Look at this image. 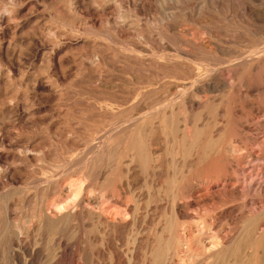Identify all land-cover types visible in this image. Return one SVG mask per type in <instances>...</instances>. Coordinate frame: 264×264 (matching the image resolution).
I'll return each instance as SVG.
<instances>
[{
    "label": "rangeland",
    "instance_id": "obj_1",
    "mask_svg": "<svg viewBox=\"0 0 264 264\" xmlns=\"http://www.w3.org/2000/svg\"><path fill=\"white\" fill-rule=\"evenodd\" d=\"M142 2L0 0V264H89L79 257L144 253L167 236L181 248L176 241L191 224V235L205 233L196 235V249L208 250L215 237L224 250L232 237L243 236V259L260 260L264 166L249 162L253 155L264 158V95L252 89L255 82L264 86V36L246 31L251 17L234 19L237 81L223 71L229 91L199 94L192 87L196 78L218 62L197 43L224 37L216 29L220 17L216 11L205 20L173 16L167 22L179 30L175 34L154 0L144 8ZM194 29L201 31L199 41L190 37ZM176 81L187 82L191 98L204 105L170 100L164 85ZM72 179L78 181L74 190L121 207L119 219L112 217L123 232L102 238L82 230L80 219L60 228L39 225L41 205L53 215L57 201H69L54 188ZM16 226L35 257L23 244H10Z\"/></svg>",
    "mask_w": 264,
    "mask_h": 264
},
{
    "label": "bare ground",
    "instance_id": "obj_2",
    "mask_svg": "<svg viewBox=\"0 0 264 264\" xmlns=\"http://www.w3.org/2000/svg\"><path fill=\"white\" fill-rule=\"evenodd\" d=\"M143 2L141 4H143V8L146 6H150L152 3V0H142ZM156 5H157V11L159 12V14L162 16L161 19H163L165 21V27L171 32V31H177V27L175 25H173L170 22H167L168 19L172 18L173 16L176 15H181L183 17H185L186 19L189 20H193L194 19H202L204 18V20L206 18H209L211 15H214L213 13L216 11L215 15H217V17L219 16L221 21L218 24V27L216 29H218L222 34H223V38H216L217 41L213 42L212 40L208 39L207 41L205 40L204 42H199L197 43V46L202 48L205 51L206 56L208 55V57L216 60L218 62V67L214 70L208 71L206 73L208 74H204L205 76H200L199 78H196V82L192 85V87H194V89L199 93H214V92H223L226 93L227 91H229L228 84L226 82V80L223 77V71H227L230 74V79L232 80V82L237 81V74H236V70H235V66H236V56H237V51L235 50V48L232 47L231 44H237V42H235L234 39V33L237 31L236 29H232V26H230V23H232V21L234 19H236L238 16L243 17V16H248L251 17V20L245 19L246 23L244 24V26L247 27L246 31H253V33H255L257 36L258 35H263L264 36V0H154ZM151 3V4H150ZM140 4V3H139ZM150 4V5H149ZM154 4V3H153ZM116 6V5H115ZM148 9V8H147ZM156 15V14H155ZM123 17V16H122ZM160 17V16H159ZM158 17V18H159ZM212 17V16H211ZM239 17V18H240ZM180 18V17H179ZM119 20V18H118ZM209 19H207L206 21H208ZM237 20V19H236ZM185 21V19H184ZM218 21V22H219ZM190 22V21H189ZM206 23V22H205ZM176 24V23H175ZM239 24V23H238ZM209 25V24H208ZM181 27V26H180ZM187 27V26H186ZM207 31H212L213 28L211 25L209 26H205ZM246 27H243L244 29ZM249 27V28H248ZM191 28V27H190ZM182 29V27H181ZM189 29V28H188ZM205 29V30H206ZM192 30V29H191ZM203 30V29H202ZM217 30V31H218ZM119 31V30H118ZM179 31V30H178ZM189 30L187 29H183L182 31V38H185L184 35L186 32H188ZM204 31V30H203ZM218 31V32H219ZM242 33V31H240ZM175 33V32H174ZM181 33V32H180ZM177 34V33H175ZM188 34V33H187ZM179 35V34H178ZM189 35V34H188ZM201 35V31L199 29H194L192 32V35L190 37H192L193 39L196 40H200V37H202ZM143 36V35H142ZM216 36V35H213ZM259 37V36H258ZM188 38V36H187ZM264 38V37H263ZM186 39V38H185ZM260 39V38H259ZM187 40V39H186ZM184 41V40H183ZM189 41L192 40L189 39ZM195 40H193L194 42ZM179 42V41H178ZM196 42V41H195ZM254 42V41H253ZM185 43V41H184ZM188 43V42H186ZM259 43V42H258ZM190 44V43H189ZM194 44V43H193ZM264 44V43H263ZM231 45V46H230ZM254 45V44H253ZM262 45V43H261ZM185 46V45H184ZM260 46V44H259ZM187 47V46H185ZM258 47V46H256ZM262 48L264 46H261ZM260 47V49H262ZM192 48V47H191ZM254 48V47H253ZM259 48V47H258ZM257 48V49H258ZM169 48H167L166 50H168ZM187 49V48H184ZM190 49V48H189ZM256 49V50H257ZM259 49V50H260ZM188 50V49H187ZM191 50V49H190ZM194 50V49H193ZM258 51V50H257ZM261 52L263 51L260 50ZM194 52V51H192ZM250 52V51H249ZM260 52V53H261ZM256 53V51H255ZM252 54V53H251ZM249 54L248 56L252 57L254 56L253 54L251 55ZM262 54V53H261ZM260 55V54H258ZM257 55V56H258ZM185 56V54H184ZM256 56V58H257ZM190 58V57H189ZM249 58V57H248ZM246 58V59H248ZM255 58V57H254ZM255 58V59H256ZM261 58V57H260ZM263 58V56H262ZM242 60V59H240ZM244 60V59H243ZM242 60V61H243ZM261 60V59H260ZM237 61V60H236ZM264 61V60H263ZM258 62V61H257ZM241 63V62H239ZM102 64V63H101ZM112 64V63H111ZM244 64V63H242ZM261 65V62L259 63ZM238 65V64H237ZM251 66V65H250ZM257 67V66H256ZM249 68V67H248ZM242 69V68H241ZM244 69V68H243ZM246 69V68H245ZM244 69V70H245ZM259 69V67H258ZM256 70V69H255ZM241 71V70H240ZM243 71V70H242ZM241 71V72H242ZM247 71V70H246ZM239 72V71H238ZM251 72V71H250ZM254 72V71H253ZM249 73V72H248ZM255 73V72H254ZM239 75V74H238ZM241 75V74H240ZM198 76V75H197ZM242 78V77H240ZM244 78V77H243ZM264 79V78H263ZM239 80V79H238ZM194 81V80H193ZM238 83V82H237ZM247 83V82H246ZM190 85L187 82H183V81H176V82H166L164 85V90L166 95L170 98V100H175V101H180V102H184L185 105L189 106V107H202L204 105V102L202 101H198L197 99L194 100L193 98H191V96L189 95L190 93ZM248 87V86H247ZM235 88V87H234ZM238 89V88H237ZM253 91H255L257 94H261L264 95V86H262L261 83L255 82V84L252 87ZM163 90V91H164ZM233 90V88L231 89ZM241 90V89H240ZM239 91V90H238ZM232 92V91H231ZM218 94V93H216ZM215 94V95H216ZM258 94V95H259ZM162 95V94H161ZM227 96V95H226ZM246 96V95H245ZM244 96V98H245ZM164 97V96H163ZM167 97V98H168ZM206 97V96H205ZM159 98V97H158ZM162 98V97H161ZM166 98V97H165ZM215 99V98H214ZM223 99V98H222ZM159 100V99H158ZM169 100V99H168ZM169 100V102H170ZM230 100V99H229ZM151 101V100H150ZM174 101V102H175ZM213 101V100H212ZM244 101V100H243ZM210 102V100H209ZM145 103V102H144ZM162 103V102H161ZM173 103V102H172ZM140 104V102H139ZM143 104V103H142ZM147 104V103H146ZM164 103L161 104V106ZM176 104V103H175ZM210 104V103H209ZM138 105V104H137ZM145 105V104H143ZM143 105H139V106H143ZM167 105V104H166ZM138 106V107H139ZM158 107V106H157ZM170 107V106H169ZM168 107V108H169ZM172 107V106H171ZM170 107V108H171ZM254 107V105H253ZM140 108V107H139ZM143 108H145V106H143ZM147 108V107H146ZM159 108V107H158ZM165 108V105H164ZM255 108V107H254ZM142 117V116H141ZM190 117V116H189ZM127 118V117H126ZM185 120V119H184ZM209 121V119H207ZM185 122V121H184ZM189 122V121H188ZM193 122V121H192ZM107 124V123H106ZM125 124V123H124ZM187 124V123H186ZM161 126V125H160ZM195 126V125H194ZM216 127V126H215ZM222 127V126H221ZM218 128V127H217ZM216 128V129H217ZM163 129V128H162ZM194 129V128H193ZM150 131V130H149ZM204 132V131H203ZM211 132V131H210ZM217 132V131H216ZM198 133V132H196ZM196 133L194 132V134L196 135ZM141 134V133H140ZM203 134V133H202ZM150 135V134H149ZM216 135V133H215ZM219 135V134H218ZM218 135H216L218 137ZM198 135H196L195 137H197ZM201 136V135H200ZM194 138V136H193ZM214 138H212L213 140ZM200 140V138L198 139ZM197 140V141H198ZM211 140V142H212ZM215 140V139H214ZM167 141V140H166ZM189 142V141H188ZM209 143V142H208ZM215 143V142H214ZM221 143V142H220ZM141 144V142H140ZM196 144V141H195ZM200 144V143H199ZM212 143H210L211 145ZM194 145V143H193ZM197 145V144H196ZM216 145V144H215ZM133 146V144H132ZM213 146V145H212ZM136 149L137 151L140 153L141 151V146H139V144L136 142ZM144 147V146H143ZM151 147V145H150ZM148 148V147H147ZM196 148V147H195ZM210 148V147H209ZM214 148V147H213ZM145 149V148H144ZM216 149V147H215ZM219 149V148H218ZM221 150V149H220ZM219 150V151H220ZM226 150V149H225ZM242 150V148H241ZM247 150V149H245ZM143 151V150H142ZM206 151V150H205ZM144 152L146 153L147 156H151L153 155L151 151V149L148 151L144 150ZM237 152V151H236ZM212 153V152H211ZM218 153V152H217ZM234 153V152H232ZM244 153L247 154V152L244 151ZM243 153V154H244ZM197 154V152H196ZM199 154V153H198ZM238 154V152H237ZM252 154V153H251ZM212 155V154H211ZM230 155V154H228ZM236 155V153H235ZM241 155L238 154V156ZM214 156V155H213ZM231 156V155H230ZM233 156V155H232ZM237 156V155H236ZM246 156V155H245ZM259 156V155H258ZM135 157V156H134ZM140 157V156H139ZM243 157V156H241ZM147 158V157H146ZM145 158V161H146ZM149 158V157H148ZM198 158V157H197ZM247 158V157H246ZM152 159V158H151ZM226 161V160H225ZM133 162V161H132ZM251 162H258L260 164H263L264 166V158H259L256 155L252 156V160H250L249 165ZM246 165V164H245ZM248 165V166H249ZM244 166V165H242ZM251 166V165H250ZM252 167V166H251ZM244 168V167H243ZM254 168V167H253ZM245 169V168H244ZM260 169V168H259ZM84 170V169H83ZM222 170V169H221ZM108 172V171H107ZM78 174V173H77ZM243 174V173H242ZM74 178V177H73ZM89 180V179H88ZM100 180V179H99ZM226 180V179H225ZM78 183V181H76L75 179H72L70 185L68 184V186H61L60 184L56 185L54 188V193L60 198V199H64L69 200L68 202H66V204L63 205V201H57L55 208H53L52 211H54L53 215H47L45 213V211L43 210V208L40 206V208L38 209L40 212V216L37 217L39 225H45L46 227L48 226H56V228H60L62 226V224H67L70 225V223H73L75 221H77V219L81 220L82 222V230H86L87 232L96 230L99 234L100 237L102 238H107V236H111V234H115L118 232H123L124 229L122 228L121 224L118 222H115L113 219L114 217H112V214L115 215L116 219L119 215V210L117 209V207L113 204H109V203H103L102 202V197L96 195H89L88 190H74L73 186L76 185ZM166 185V184H165ZM75 188V187H74ZM85 188V187H84ZM193 188V187H192ZM81 189V188H80ZM97 189V188H96ZM190 189V188H189ZM128 190V189H127ZM191 191V190H190ZM53 193V194H54ZM260 193V192H259ZM206 196V195H205ZM190 197V196H189ZM192 198V197H190ZM225 198V197H224ZM232 199V198H231ZM191 200V199H189ZM188 200V201H189ZM41 202V201H40ZM123 202V201H122ZM204 204V203H203ZM72 205V207H71ZM208 205V204H207ZM216 205V204H215ZM190 206V205H189ZM197 206V205H196ZM29 207V206H28ZM52 207V206H51ZM192 207V206H191ZM198 207V206H197ZM201 207V205H200ZM218 207V206H216ZM31 208V207H30ZM196 208V207H195ZM212 210V209H211ZM263 210V209H262ZM50 211V210H49ZM48 211V212H49ZM189 211V210H188ZM187 211V212H188ZM196 211V210H195ZM201 212V211H200ZM211 212V211H210ZM208 212V213H210ZM28 213V212H27ZM199 213V210L198 212ZM204 213V212H202ZM201 213V214H202ZM26 214V213H25ZM189 214V213H188ZM207 214V213H206ZM204 216V214H202ZM187 216V215H186ZM193 216V215H191ZM209 216V215H208ZM261 216V215H260ZM190 217V216H189ZM187 216V219L189 218ZM195 218H199V217H195ZM251 218V217H250ZM256 218V216H255ZM259 217H257L258 219ZM1 219V218H0ZM35 219V218H34ZM131 219V218H130ZM136 219V218H135ZM192 219V218H191ZM79 220V221H80ZM189 220V219H188ZM194 220V219H192ZM203 220V219H202ZM206 220V219H205ZM219 220V219H218ZM254 219H252L251 221H253ZM260 220V219H259ZM5 221V219H4ZM191 221V220H190ZM195 221V220H194ZM193 221V222H194ZM248 221V224L251 222ZM261 221V220H260ZM259 221V222H260ZM190 222V223H193ZM196 222V221H195ZM198 222V221H197ZM199 223V222H198ZM203 223V222H202ZM254 223V221L252 222V224ZM257 223V222H256ZM1 224V223H0ZM6 224V223H5ZM128 224V223H127ZM204 224V223H203ZM258 224V223H257ZM190 225V224H189ZM195 225V224H194ZM255 225V224H253ZM260 225V224H259ZM192 226V224H191ZM190 226V227H191ZM214 226V225H213ZM249 226V225H248ZM264 226V225H263ZM17 227V226H16ZM70 227V226H68ZM185 227V226H184ZM183 227V228H184ZM190 227H188L187 229V234L183 239H179V240H174L176 241V245L181 244L183 247L179 248V246L176 248H174V242L171 241L170 237H164L165 239H163V237H159L160 239L156 240L155 243H153V245L148 249V251H143L144 253H140V252H125V253H119V252H98V253H93L89 256H84L82 255L81 259H85L86 261H89V264H206V261L208 260H213L215 261L214 264H250L249 261H245L243 258L244 256L241 255V250L243 247L244 241L243 240V236L242 237H235L234 239H230V241H227L228 245L224 250H219V245L216 242V238L213 237V235H211L212 237V242L210 243V247L208 250L202 249L200 250L199 248H195V243L200 244L201 242V237L199 239H195L196 235H199L201 233V235L205 234L202 231L201 232H197L199 234H194L191 235L190 233ZM203 227V226H202ZM201 227V228H202ZM257 227L256 226H253ZM141 228V227H140ZM246 228V227H245ZM23 229V228H22ZM19 227H17L16 229H14L13 233L10 232V244L13 246H16L17 244H23L22 248L24 250H26V252H28V246L27 244L23 242L21 235L23 234V232H21V230ZM134 229V228H133ZM198 229V228H197ZM203 229V228H202ZM201 229V230H202ZM54 230V229H53ZM57 231H59L58 229H56ZM186 230V229H185ZM200 230V228H199ZM7 231V230H6ZM148 231V230H147ZM193 231V229H192ZM243 231V230H242ZM71 232V231H70ZM239 232V230H238ZM22 233V234H21ZM28 233V232H27ZM73 233H75L73 231ZM143 233V232H142ZM186 233V231H185ZM184 233V234H185ZM215 233V232H214ZM241 233V230H240ZM246 233V232H245ZM5 234V233H4ZM77 234V233H76ZM146 234V233H145ZM156 234V233H155ZM165 234V233H164ZM237 234V233H236ZM249 234V232H248ZM255 234V233H254ZM258 235H260V237L264 236V232L261 233H257ZM85 235V234H84ZM98 235V234H97ZM152 235V234H151ZM92 236V235H91ZM177 236V235H176ZM181 236V235H180ZM179 236V237H180ZM194 236V238L192 237ZM205 236V235H204ZM236 236V235H235ZM69 237V236H68ZM98 237V236H97ZM175 238V236H173ZM251 237V236H250ZM182 238V237H181ZM198 238V236L196 237ZM225 238V236L223 237ZM221 238V240L223 239ZM246 238V237H245ZM52 239V238H51ZM145 239V238H143ZM148 239V238H146ZM178 239V237H177ZM254 239V238H253ZM259 239V238H258ZM264 239V238H263ZM93 240V238H92ZM129 240V239H128ZM135 240V239H134ZM141 240V239H140ZM252 240V239H251ZM50 241V240H49ZM62 241V240H61ZM94 241V240H93ZM97 241V240H96ZM130 241V240H129ZM145 241V240H144ZM30 242V241H29ZM73 242V241H72ZM126 242V241H125ZM133 242V241H132ZM147 242V240H146ZM154 242V240H153ZM207 242V241H206ZM222 242V241H221ZM220 242V243H221ZM225 242V241H223ZM69 243V242H68ZM109 243V242H108ZM124 243V242H123ZM129 243V242H128ZM131 243V242H130ZM138 243V242H137ZM145 243V242H144ZM249 243V242H247ZM31 244V242H30ZM125 244V243H124ZM136 244V243H135ZM155 244V245H154ZM225 244V243H224ZM243 244V245H242ZM253 243H250L249 245H251ZM261 244V243H260ZM117 245V244H116ZM129 245V244H128ZM144 245V244H143ZM201 245V244H200ZM199 245V246H200ZM256 245V244H255ZM262 245V244H261ZM84 246V245H83ZM150 246V245H149ZM204 246V244L202 245ZM201 246V247H202ZM207 246V245H206ZM248 246V244L246 245ZM257 246V245H256ZM148 247V245H147ZM255 247V246H254ZM32 248V247H31ZM84 248V247H83ZM203 248V247H202ZM261 258L260 260H258L257 264H264V247L262 245L261 247ZM16 249V248H15ZM53 249V248H52ZM246 249V248H245ZM253 249V248H252ZM251 249V250H252ZM257 249V248H256ZM59 250V249H58ZM123 250V249H122ZM121 250V251H122ZM136 250V249H135ZM53 250H51L52 252ZM88 251V250H87ZM114 251V250H113ZM138 251V250H137ZM245 251V250H244ZM255 251V250H254ZM37 252V251H36ZM35 251H29L27 254V256H30L33 258L34 253H36ZM59 252V251H57ZM243 252V251H242ZM54 253V251H53ZM246 252H244L243 254H245ZM82 254V253H81ZM250 254V253H248ZM22 255V253H21ZM20 255V256H21ZM38 256V255H36ZM35 257V255H34ZM42 257V256H41ZM250 257V256H249ZM58 258V257H57ZM17 259V258H16ZM35 260V259H34ZM52 260V259H51ZM247 260V259H246ZM26 261V260H25ZM56 261V260H55ZM256 261V260H254ZM29 262V261H28ZM210 262V261H209ZM208 262V264H209ZM54 263V262H53ZM52 263V264H53ZM51 264V263H48ZM58 264V263H57Z\"/></svg>",
    "mask_w": 264,
    "mask_h": 264
}]
</instances>
